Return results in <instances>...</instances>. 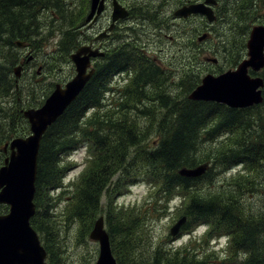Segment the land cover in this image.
<instances>
[{"label":"trees","instance_id":"trees-1","mask_svg":"<svg viewBox=\"0 0 264 264\" xmlns=\"http://www.w3.org/2000/svg\"><path fill=\"white\" fill-rule=\"evenodd\" d=\"M217 2V9L225 13L222 16L225 17L228 27L238 34L235 38L227 39L228 44L222 48L232 57L229 62L231 67H235L240 61L242 50H245L244 41L250 27L254 23L264 24V0H217ZM52 4L58 10L55 12L66 29L64 33L62 32L64 40H61L64 48L59 50L58 54L59 57H68L69 50L75 47V32L80 23L76 3L74 10L69 8L74 4L72 0H0V47L1 42L11 45L14 40H31L36 33L29 30L28 26L21 28V23L25 21L29 27L35 24L34 15L49 8L52 11ZM227 13L236 15L233 22ZM215 16L214 23L221 18H219L220 12L217 13L216 10ZM238 20L244 25L239 26ZM5 34H9V37L3 38ZM124 53L133 59L134 65L138 62V58L142 59L138 53ZM3 61L6 65L0 64V99L2 100L11 95L14 85L12 79L8 77L13 75L12 67L18 63L16 56L10 53L3 57ZM48 61L55 64L54 60ZM125 65L128 64L121 56L115 59L108 78L96 79L93 76L62 115L48 127L40 141L33 197L35 213L30 219V226L39 236L47 254L48 264H56L57 260L52 244L51 246L49 244L55 233L56 207L55 198L51 195L63 187L66 189L62 186L68 170V166L64 165V159L81 147H85L89 156L85 161L84 170L79 175V182L73 187L74 191L65 218L90 223L88 230L92 227L100 198L103 196L107 199L110 193L115 192L122 194L123 189L128 191L138 177L143 178L153 187V195L157 197L153 201H164L162 206L165 210L168 200L177 194H182L188 199V205L183 208L186 221L182 231L192 232L200 225H207L209 231L220 230L219 226L225 222L232 223L233 214L228 208L221 206L223 202L221 197L214 196L211 200L204 201L198 194L204 181L214 180L211 169H223L225 172L237 167L252 169L262 166L264 162V85L261 90L263 102L247 109H230L215 103L190 101L187 96L198 85L200 79V71L194 70L191 81H180L178 84L186 88L185 97L181 100L171 101L163 94L155 93V100L149 105L153 107L156 105L167 115L160 121V130L154 143H146L147 129L136 127L126 116V110H129V113L137 110L139 114L142 112V115L146 114L149 106L140 101L145 95L144 87L153 85L155 90L161 91L163 81L168 79L169 75H162L160 80L159 67L139 65L141 75L129 80V83L118 92L120 93L118 97L105 100L104 96L108 97L113 90L112 76L120 73ZM212 65L218 73L223 71L217 63ZM258 76L264 83V68ZM111 99L115 101L109 102ZM34 102L36 100L26 99L25 107H35ZM22 109V100L19 97L15 98L12 108L8 111L0 107V160L5 158L2 147L8 138H13L15 132L17 134L28 132L26 121L21 114ZM121 111L123 113L120 114ZM166 121L168 123H164ZM201 140L218 143L217 152L212 157L208 170L197 179L180 177L179 169L193 168L202 164V160L198 162L195 159L197 145ZM115 175L118 176L110 185L109 181ZM251 183L248 179L241 180L237 185L240 188L251 187ZM106 205L104 222L110 244L112 243L113 246L112 253L114 252L113 255L118 253L122 257L123 264L213 263L208 262L206 258L196 260L197 254H193L194 252L190 258L188 255L192 249L185 250L182 258H178L173 250L164 251L161 248H156L150 254L145 245H142L143 235L140 234L144 215L135 213L134 209L119 208L117 204L113 207L107 200ZM153 205L147 206V209ZM0 209L4 212L6 210L3 206H0ZM257 231V228H250L240 236L237 233L239 237L235 241V252L241 249L249 251L246 261L248 264L264 263L261 255L263 252L259 249L261 245L255 242ZM215 252L212 257L213 255L217 257L212 260L215 264H221L224 259L220 260L219 253ZM115 260L116 264H120L117 258Z\"/></svg>","mask_w":264,"mask_h":264},{"label":"rangeland","instance_id":"rangeland-1","mask_svg":"<svg viewBox=\"0 0 264 264\" xmlns=\"http://www.w3.org/2000/svg\"><path fill=\"white\" fill-rule=\"evenodd\" d=\"M118 1L123 5L132 2V0ZM192 1L193 4H196L202 3L205 0ZM72 2L74 4L70 5L69 8L74 10L76 3V12L78 16L81 15L80 17H82L88 10L89 0H72ZM150 3L154 6L159 5L158 0H141L140 4H131L130 6L136 10H139L141 7L153 10L154 6L150 5ZM183 3H185V0H170L166 5L168 6V10L170 12L175 4L181 5ZM52 8L53 12L50 8L47 11L37 12L34 15L35 24H31L30 27L25 21L21 23V28L28 26L29 30L36 33L31 40L27 39V41L31 44V52H23L15 48L13 44L7 45L1 42V65H6L3 61V57L9 53L16 56L18 62L21 61L23 56L26 57L29 54L34 57L33 62L30 66L24 69V72L17 83H14L13 75L8 77V79H12L14 87L8 98H5L4 100L0 99V107L3 110L8 111V109L12 108L16 97H19L22 100L23 110L27 108H36L43 103L44 99L49 95L56 83L64 84L74 75V67L69 59V55L79 45L83 44L86 33L84 31V33L80 35L79 31H82V28L77 29V33L75 32V47L72 50H69L68 57H59V50H63L62 48H64L61 45V40H64L63 33L66 29L63 21L59 19L58 14L55 12H58V10L55 8L54 4H52ZM216 10L217 13L218 11L220 12L219 18H221L214 24L208 23L202 16L195 15L193 23L192 21L184 22L177 20L175 21L178 23L177 26L171 27V30L165 29L162 26H160L159 29H156L153 25L154 23L152 24L148 22H145L143 27L139 29L142 33L141 38H144L143 34H145V39L141 45L145 47V52L150 60L146 57L145 58L150 61V63L154 62L155 67H159L161 70V74H159L160 80L162 75H169L168 79L163 81L164 84L161 88L162 92L155 90V88L152 87L153 85H146L144 87L143 92H145V95L140 101L142 104L149 106L146 114L142 115L143 112L139 114L137 110L129 113V110H126V116L132 120L136 127L147 129L148 136L145 139L146 143H154L157 132L160 130V121L167 115L166 112L161 110L159 107L157 108L156 105L155 107H153V105H149L152 103V100H155L154 96L156 92L158 95L163 94V96L167 97L168 100L171 101L181 100L185 97L186 88H184L182 84L180 86H178V84L180 81H191L194 70L200 71V79L198 83L200 84L201 79L205 75H219L230 69L233 70L246 57L245 48V50H242L241 52L242 56L238 64L235 67H231L229 64L232 57L229 56L230 54L228 55V52L223 51L222 48L228 44L227 39L235 38L238 34L230 30L228 27L225 17L222 16L225 15V13L220 9L218 10L217 7L215 8V13ZM227 15L232 22L236 18V15L232 13H227ZM227 21L231 22L230 20ZM237 23L239 26L244 25V23L239 20ZM130 25L133 26L132 23ZM256 25L264 26V24L254 23L247 32L244 41L245 44L251 28ZM122 33L124 35L126 31L120 32V34ZM202 34H208V39L198 43L197 38ZM5 37H9V34L3 35V38ZM115 37L116 35H114V38ZM141 38L138 42H141ZM6 45L7 47H4ZM151 57H153L156 61H154ZM205 57L215 58L217 60V65H220L223 71L218 73L217 69L211 63H205ZM48 60H54L55 64H51V61ZM17 66L18 63L12 67V70ZM38 66L42 67L41 75H37L36 73ZM162 72H166L167 74H162ZM115 81L116 83L114 82L113 84V90L107 99L118 97L120 94L118 92L121 88L129 83H122V81L118 79H115ZM15 85H17V89H15ZM159 86H161V83ZM32 88H34V90H32ZM26 99L29 101L36 100V102H34L36 104L35 107H25ZM114 101L115 99L109 100V102ZM123 111H121L120 114L123 113ZM168 120H170V118H168ZM164 123L168 122L166 121ZM169 123L171 124L170 121ZM28 134V132H22L21 134H17L15 132L13 138L9 137L7 142H10L14 138L28 136ZM217 146L218 143L214 144V142L201 140L197 145L198 150L195 153L196 161L202 160V164H210L212 157L217 152ZM7 155H5V157H7ZM86 156L87 153L84 147H81L79 150L65 157L64 165L68 166V170L62 186H65L66 189L63 187L51 195L55 198L54 203L56 207L54 211L55 233L52 242H49V244L50 246L52 244L51 247H53V251L57 259L56 264L95 263L98 256V245L89 241L88 235L93 227L94 221L100 214L106 218V200L110 202L113 207L117 204L119 208L127 210L134 209L135 213L139 212L138 214L141 216L144 215L143 221L141 222L142 225L140 228V234L143 235L142 245H145L150 254L156 248H161L164 251L173 250L178 258H182L185 255V250L189 251L192 249L189 251L188 255L190 258H192L191 255L197 254L195 256L196 260L206 258L208 262L212 261V264H215L212 259L216 258L217 255H213L212 257V254L216 253L214 250L216 247H219V244H221L223 248L225 247L222 251L223 254H219V259H224L221 264H232L233 262L238 264L240 262V264H244V260L247 259L245 255L237 256L235 251H232V253L226 252L228 248L234 245L232 240L238 239L242 232H248L250 228L258 229L255 235L257 240L256 244L263 245L261 251H264V162H262V166L252 169L237 167L235 169H231L229 172H225L223 169H211V173H213L212 178L214 180L210 182L204 181L202 183V189L199 190L198 194L204 201L211 200L214 196L221 197L223 200L221 206L228 208V211L233 214L232 223L229 224L225 222L222 226H219L220 230L214 229L212 231H209L208 227L204 230V226L200 228L198 226L194 229V233L191 232L190 234H186V232L181 231L178 236L172 240L170 239L169 230L175 222L183 216V208L188 205V199H185L182 194H177V196L175 195L168 200L165 205V210L164 206H162L164 201H153L157 198L153 195V187L145 182L141 177H138L132 183V186L128 188V191L123 189L122 194L115 192L110 193L109 198L107 196V199L103 196L100 198L99 207L95 215V218H97L93 219L90 230H88L90 226V223L88 222H79L73 218L66 219V209L69 206L72 191H74L73 187H75V183L79 182V175L85 168V165L83 166V164ZM3 161L4 158L3 160H0V166L3 165ZM117 176L118 175H115L109 181L111 182L110 185H112ZM248 179L252 182L251 187H238L237 184L241 183V180ZM249 188L251 191H244V189ZM114 196L117 197L114 198ZM152 204L154 205L151 206L150 209H147V206ZM1 212H4V210L0 209V213ZM104 226L107 231L105 222ZM242 228L244 230H242ZM227 230H231L232 232L228 237L231 241L230 247L229 245L225 246L228 240L225 244L224 239H220L221 235L227 236ZM237 233H239L238 237ZM209 236L212 237L209 238ZM110 247H112V251V243L110 244ZM192 252L194 253L192 254ZM240 252H245V250L241 249ZM114 255L113 257L117 258L120 264H123L122 257L118 253H115Z\"/></svg>","mask_w":264,"mask_h":264},{"label":"water","instance_id":"water-1","mask_svg":"<svg viewBox=\"0 0 264 264\" xmlns=\"http://www.w3.org/2000/svg\"><path fill=\"white\" fill-rule=\"evenodd\" d=\"M104 0H90V10L86 23L90 22L95 11L99 14ZM215 0H205L188 7L178 9L174 15L184 17L193 14L205 17L208 23L216 20L212 7ZM122 7L114 3L113 20L125 17ZM208 38L202 34L197 38L200 43ZM18 47L23 44L16 42ZM246 57L236 66L219 75L207 74L187 96L190 101L215 103L230 109H246L262 103L263 80L251 76L264 68V26H253L245 44ZM100 56L90 48H79L70 54L74 67V76L63 86L56 84L50 95L38 108L22 111L29 125V135L14 138L3 147H8L9 155L0 167V205L8 207L6 214L0 215V264H46V252L40 244L37 233L30 226V219L35 213L33 197L37 171V154L42 136L47 128L62 115L65 109L76 99L92 75L90 58ZM30 59V58H29ZM205 62L216 64V59L206 58ZM21 66L13 69L14 76H20ZM202 164L193 168L178 170L180 177L196 179L207 170ZM180 218L169 234L175 237L184 224ZM89 241L98 245V256L94 264H116L110 249L109 237L104 227L103 218L94 222L88 235Z\"/></svg>","mask_w":264,"mask_h":264},{"label":"flooded vegetation","instance_id":"flooded-vegetation-1","mask_svg":"<svg viewBox=\"0 0 264 264\" xmlns=\"http://www.w3.org/2000/svg\"><path fill=\"white\" fill-rule=\"evenodd\" d=\"M169 1L170 0H158L159 3L158 6H154L150 3V5L154 6L153 10H149L148 8L145 7L144 8L141 7L139 10H136L130 5L131 4L138 5L141 3V0H132V2H130L129 4H124V5L121 4L118 0H104L102 11L99 14H97V11H95L92 17V21L90 23H86L85 17L89 11V6H88L87 12L82 17H80V23L76 28V31L77 29L82 28L83 32L79 31L80 35H82L85 31L86 33L85 41L83 42V44L79 45L75 49V51L79 48L88 47L90 48V50L96 51L97 53L100 54V56L90 58V67L86 70V72L92 70V75L90 79L93 76H95L96 79L100 77L108 78V74L111 75L110 71L115 59L120 58L121 56H123V58L126 60L128 65L124 66L123 70L120 73H117L116 75L112 76L113 84L114 82L116 83L115 79L121 80L122 83L124 82L128 83L129 80H131L132 78L141 75L138 68L139 65L143 64V66H145V64H147L148 66L154 68L155 67L154 62L150 63V61L146 59L148 58V56L145 52V47L141 45V43L145 39V34H143L144 38H141L142 33L141 31H139V29L143 27L145 22H148L152 24L154 23L153 25L156 27V29H159L160 26H162L165 29L171 30V27L177 26L178 24L175 21L177 20L184 22L192 21L193 23V19L195 16L191 14L186 18H184V17H176L174 15V13L178 9L193 5L192 0H185V3L181 5L175 4L174 7L170 10V12L168 10V6L166 5ZM114 3H117L120 7H122L126 13L125 17L116 19L115 21L113 20ZM216 7L217 5L213 7L214 13ZM131 23L133 24L134 27L130 25ZM122 31H126V33L124 35L123 33L120 34V32ZM113 34L116 35L115 38ZM140 38H141V42H138ZM18 50L28 53L31 52L30 45L27 43L24 44L22 48H18ZM120 52L123 53L120 54ZM124 52H129L132 54L138 53L139 54L138 56L141 57L142 59L138 58V62L136 63V65H134L133 59L130 56H126L127 54ZM27 56L26 57L23 56L20 61V63L23 66L22 73L24 72V69L30 66V64L34 60V59L31 60L26 59ZM151 58L154 60L153 57ZM148 59L150 60V58ZM36 73L37 75L42 74L41 66H38V68L36 69ZM104 97L105 100H107V96L105 95ZM40 106H37L36 108ZM248 257L249 256H247V259Z\"/></svg>","mask_w":264,"mask_h":264},{"label":"bare ground","instance_id":"bare-ground-1","mask_svg":"<svg viewBox=\"0 0 264 264\" xmlns=\"http://www.w3.org/2000/svg\"><path fill=\"white\" fill-rule=\"evenodd\" d=\"M38 25V24H37ZM2 149H3V147H2ZM3 151V150H2ZM3 154H4V152H3Z\"/></svg>","mask_w":264,"mask_h":264}]
</instances>
